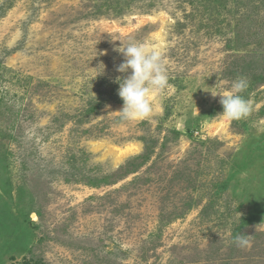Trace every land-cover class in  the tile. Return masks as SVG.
I'll return each mask as SVG.
<instances>
[{
  "label": "rangeland",
  "instance_id": "obj_1",
  "mask_svg": "<svg viewBox=\"0 0 264 264\" xmlns=\"http://www.w3.org/2000/svg\"><path fill=\"white\" fill-rule=\"evenodd\" d=\"M119 39L163 52L148 119ZM0 264H264V0H0Z\"/></svg>",
  "mask_w": 264,
  "mask_h": 264
},
{
  "label": "clouds",
  "instance_id": "obj_2",
  "mask_svg": "<svg viewBox=\"0 0 264 264\" xmlns=\"http://www.w3.org/2000/svg\"><path fill=\"white\" fill-rule=\"evenodd\" d=\"M119 40L122 43L115 46L114 50L124 59L117 65L116 70L121 73L131 70V74L116 78V82L119 83L118 95L123 101L122 109L116 112L120 114V120L125 122L148 119L153 112L151 97L168 86L169 75L163 52L159 48L150 47L147 43L129 40L125 44ZM248 86L247 79L239 77L231 82L227 91L208 90L213 97H220L223 111L219 114L223 119L238 121L250 115L252 105L242 95ZM233 242L240 248L251 246L249 239L242 234L236 235Z\"/></svg>",
  "mask_w": 264,
  "mask_h": 264
},
{
  "label": "bare ground",
  "instance_id": "obj_3",
  "mask_svg": "<svg viewBox=\"0 0 264 264\" xmlns=\"http://www.w3.org/2000/svg\"><path fill=\"white\" fill-rule=\"evenodd\" d=\"M34 216L36 217V215L34 214Z\"/></svg>",
  "mask_w": 264,
  "mask_h": 264
}]
</instances>
